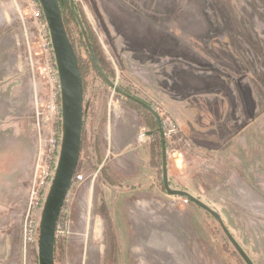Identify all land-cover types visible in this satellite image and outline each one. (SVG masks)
Listing matches in <instances>:
<instances>
[{
	"label": "rangeland",
	"instance_id": "rangeland-1",
	"mask_svg": "<svg viewBox=\"0 0 264 264\" xmlns=\"http://www.w3.org/2000/svg\"><path fill=\"white\" fill-rule=\"evenodd\" d=\"M74 5L112 82L151 106L161 126L170 119L178 128L165 140L170 187L217 211L250 260L264 264V0ZM41 20L37 0H0V157L13 141L34 145L29 179L0 191V264H37V239L25 247L22 227L38 161L54 167L45 144L50 134L40 141L34 110L36 102L48 105L54 91L41 54ZM171 32L191 48L184 42L178 54ZM196 50L221 65L191 67L188 53ZM116 94L89 71L86 149L60 213L55 264H240L223 251L233 247L211 216L162 190V172L149 159L152 136L139 137L151 119ZM54 129L61 131L60 117ZM41 210L33 215L37 226Z\"/></svg>",
	"mask_w": 264,
	"mask_h": 264
},
{
	"label": "water",
	"instance_id": "water-1",
	"mask_svg": "<svg viewBox=\"0 0 264 264\" xmlns=\"http://www.w3.org/2000/svg\"><path fill=\"white\" fill-rule=\"evenodd\" d=\"M41 8L43 18L46 22L54 62L57 69L59 79L60 93V119H61V139L59 153L53 171L50 185L44 195V203L41 210L40 220L38 224V240L37 256L38 264H55V239L58 219L64 206L68 191L71 188L78 161L81 153V140L84 123V113L86 112L83 103V88L78 62L74 49L69 41L64 27L63 17L58 0H37ZM70 10L76 19L83 36L89 56L94 67L99 73L102 80L117 94L125 99H129L148 113H150L157 123V132L160 137L161 147V179L165 192L169 196L181 197L187 199L196 207L210 215L220 226L225 237L238 254L244 264H254L239 243L231 235L223 222L219 213L209 206L193 197L191 194L176 190L170 187L167 169V155L165 139L159 115L151 106L142 100L128 95L118 88L114 82L102 72L93 49L86 35L82 21L75 9L74 0H68ZM151 132H147V136H151Z\"/></svg>",
	"mask_w": 264,
	"mask_h": 264
},
{
	"label": "built area",
	"instance_id": "built-area-1",
	"mask_svg": "<svg viewBox=\"0 0 264 264\" xmlns=\"http://www.w3.org/2000/svg\"><path fill=\"white\" fill-rule=\"evenodd\" d=\"M37 10L38 11L35 16L40 17V9H38V7ZM38 33L42 42L41 54L46 57L48 56V73L46 75L49 76L50 83L54 85V91H52V101L48 105H39V103L36 102L34 110L36 116L37 135L40 141L42 136L44 137L46 131H48L50 134V137L46 140L45 144L48 147V151L46 152L49 157V161L51 162L54 159V167L52 170H50L51 165L44 167L40 164V161H38L36 165L33 182L29 189L28 204L25 212L24 224L22 227L23 243L25 247L27 244L29 245L30 243L35 242L37 239L38 226L33 220V215L34 213H37L43 206L44 195L50 185L53 171L55 169L61 139V131L57 132V129H54L55 122L60 117V106L56 104V99L60 97L59 79L56 66L53 64L52 60V46L45 20H41L39 22ZM161 127L163 130L164 139L167 141L172 139L179 132L176 125L170 121V119L164 120ZM139 137L141 140H143L148 136L146 133H143Z\"/></svg>",
	"mask_w": 264,
	"mask_h": 264
},
{
	"label": "trees",
	"instance_id": "trees-1",
	"mask_svg": "<svg viewBox=\"0 0 264 264\" xmlns=\"http://www.w3.org/2000/svg\"><path fill=\"white\" fill-rule=\"evenodd\" d=\"M58 1H59V6H60V9H61L62 17H63V22H64V27H65V30H66V34H67V36L69 38V41H70V43H71V45H72V47L74 49V52L76 54L78 67H79V71H80V76H81V80H82L83 97H85L86 88H87V75H88L89 71L92 70L98 76V78H100L101 80H102V78L100 77L99 73L97 72L96 68L94 67V65L92 63V60H91V58H90V56L88 54V50L86 48V45H85L83 36L81 34L80 28L78 26V23H77L76 19L74 18L73 14H72V12L70 10L69 1L68 0H58ZM81 21H82V24L84 26V29H85L86 35L88 37V40L90 42V45H91V47L93 49V52H94V54L96 56V59H97L99 65L101 66V68L103 70L102 72H104L105 75L108 77V79L112 81L114 79L113 72L109 69V67L106 64L105 60L103 59L101 54L98 52L97 46H96L95 41H94V38L91 35V32L89 31V29L86 27V24L84 23V21L82 19H81ZM72 27L74 29H72ZM172 34L174 35L175 40L176 39L179 40V43H177V44H179L177 46V53L180 54L182 49L186 50L187 47L184 46V42L186 44L188 41L187 40H183L185 38L180 36V35H178L177 33H175V34L172 33ZM180 41L183 42V44ZM187 46H189V45H187ZM179 47H182V48L180 49ZM79 49H84L85 50L86 57H82L79 54V52H78ZM187 51H189V50H187ZM195 52H197L198 55H196L195 53H190V54L188 53V55H190L189 57H190L191 64H192V65H190L191 67L197 68L198 66H206V67H209V68H213V67H210V65L213 64L214 65L213 69H216V66L218 64L221 65V63H220L221 61L218 60L217 62L216 61L214 62L213 60H215V58L213 59V57H211L210 55L209 56H210L211 61H210L209 58H206V57L203 56L202 51L196 50ZM204 61H206V62H204ZM123 91L125 93H127L128 95H130V92L128 90H123ZM209 92H211V90ZM116 97L117 98H121L122 96L119 95V94H116ZM129 101H131V100H129ZM140 108L143 111V113L147 117H149L151 119L150 123L147 124L148 131L152 133L151 134V136H152L151 137L152 144L149 147V159H150V164H151L152 168L157 170V174L160 176L161 175V166H162L161 165V147H160V137H159V134L157 132V123H156L155 119L153 118V116L150 113H148L142 107H140ZM85 117H86V112L84 113V123H83L82 140H81V153H80V158H79V161H78L77 169H76V172H75L74 180L76 179V177H77V175H78V173L80 171V168H81V155L84 152V150L86 149ZM101 176L105 180V182L108 183V185H110V186H114L115 185L111 181L110 177L106 174V171L104 169L101 170ZM159 182H160V186H161L162 190L165 192L163 184H162V180H160V178H159ZM186 201L188 202V200H186ZM189 203L191 205L195 206L191 202H189ZM205 214L208 215L207 213H205ZM208 216H210V215H208ZM59 224H60V216H59V219H58L56 233H57ZM37 240H38V236H37ZM55 243H56V240H55ZM34 251H36V261H37V264H38L37 244L35 246V250ZM55 251H56V245H55ZM223 251L228 253V254H230L231 256L235 257L239 261L240 264H244L242 262V260L240 259V257L238 256V254L234 251V249L231 251L227 246H223ZM54 260H55V253H54Z\"/></svg>",
	"mask_w": 264,
	"mask_h": 264
},
{
	"label": "crops",
	"instance_id": "crops-1",
	"mask_svg": "<svg viewBox=\"0 0 264 264\" xmlns=\"http://www.w3.org/2000/svg\"><path fill=\"white\" fill-rule=\"evenodd\" d=\"M27 142L25 141V139L13 141L12 143L8 144L9 146H12L11 148L7 146V150L9 151H6L5 153L6 159H4V157H0V178L1 173L3 172L2 166L6 163H8L9 165L6 169V177H9H7L5 185L2 186L0 182L1 192H10L11 190L13 191L14 182H16L17 184V182L20 181L19 178H21V176L22 178L24 177L26 179H29L32 167V158L34 155V145L32 139Z\"/></svg>",
	"mask_w": 264,
	"mask_h": 264
}]
</instances>
